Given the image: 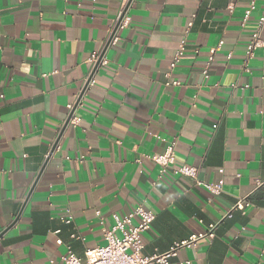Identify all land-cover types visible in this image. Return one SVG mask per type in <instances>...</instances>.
<instances>
[{
  "label": "crops",
  "instance_id": "1",
  "mask_svg": "<svg viewBox=\"0 0 264 264\" xmlns=\"http://www.w3.org/2000/svg\"><path fill=\"white\" fill-rule=\"evenodd\" d=\"M121 1L0 0V264H64L69 247L85 258L114 213L140 205L156 213L145 254L216 222V237L172 264H264V47L245 67L264 0L246 22L253 0H132L110 45ZM103 50L109 62L83 91ZM172 142L164 170L153 156ZM242 198L251 205L228 216Z\"/></svg>",
  "mask_w": 264,
  "mask_h": 264
},
{
  "label": "built area",
  "instance_id": "2",
  "mask_svg": "<svg viewBox=\"0 0 264 264\" xmlns=\"http://www.w3.org/2000/svg\"><path fill=\"white\" fill-rule=\"evenodd\" d=\"M132 0H122L120 9L115 19V24L110 29L108 44H117L120 41V36L117 33V29L120 27H126L130 23V16L128 9ZM256 9V1L251 2L250 8L245 12L244 22H246L253 10ZM193 24L190 21L189 26ZM264 14L259 17L256 29L252 34V39L247 46V56L245 67L248 69V61L254 57L257 49L264 47ZM224 40L220 41L219 45L211 48L210 57L207 65L204 68L205 76L209 75L210 67L214 61L215 53L222 48ZM187 49V38L183 37L179 43L177 52L172 62V68L184 58ZM229 54V58H231ZM91 61L93 63V70L86 78L84 89L86 91L90 86L96 82L95 72L100 66L108 64L109 59L105 55V51H98L92 54ZM170 72L167 76H170ZM175 85H180L179 80L172 81ZM167 84H171V81H167ZM71 111V123L78 125L79 117L74 114L76 103H70L68 105ZM176 143H170L165 151L153 156V159L160 164L164 170L171 167L176 161ZM177 171L185 176L196 179V184L201 186L213 194H219L223 191L224 183L208 182L199 178V168L195 165L183 164L177 168ZM264 180L258 179V186L262 185ZM251 205V201L247 198H242L236 201L233 205L232 211L228 213V216H232V212L236 209L244 210L246 206ZM100 213V211H98ZM114 225L105 229L106 243L104 245L91 248L86 252V257L81 258L74 250L69 247L68 252L63 255L64 264H172L174 258L179 256V252L183 247H197L200 242L206 238L216 237V229L218 223L211 222L208 224V228L205 231L194 232L188 237L174 241L170 248L166 251H156L152 254H145V243L143 240V234L152 228L153 222L156 219V213L147 209L144 206H137L134 210L121 216L118 213L113 214ZM66 222H71V218H66ZM59 232V231H58ZM59 243H63L62 239L58 240ZM185 262H182L184 264Z\"/></svg>",
  "mask_w": 264,
  "mask_h": 264
},
{
  "label": "water",
  "instance_id": "3",
  "mask_svg": "<svg viewBox=\"0 0 264 264\" xmlns=\"http://www.w3.org/2000/svg\"><path fill=\"white\" fill-rule=\"evenodd\" d=\"M69 123V120L67 121L66 125ZM6 231H4L3 233L0 234V237L3 236L5 234Z\"/></svg>",
  "mask_w": 264,
  "mask_h": 264
}]
</instances>
